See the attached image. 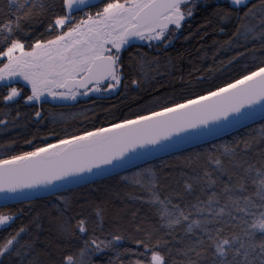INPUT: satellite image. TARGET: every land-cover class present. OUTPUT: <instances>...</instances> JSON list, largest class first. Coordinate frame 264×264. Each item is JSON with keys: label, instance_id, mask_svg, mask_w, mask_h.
<instances>
[{"label": "snow or ice", "instance_id": "snow-or-ice-1", "mask_svg": "<svg viewBox=\"0 0 264 264\" xmlns=\"http://www.w3.org/2000/svg\"><path fill=\"white\" fill-rule=\"evenodd\" d=\"M201 9L209 11L206 23L192 31ZM0 17V106L8 110L5 116L15 106L12 121L0 119L2 131L19 121L21 101L35 110L31 122L39 125L49 99L105 98L123 90L143 100L140 92L155 89L138 110L116 116L107 127L65 128L53 133L55 142L46 135L25 137L26 148L15 138L0 140V231L7 233L0 235V264H43L41 255L48 264H94L107 252L116 260L128 256L127 264H264V0H224L223 6L210 0H0ZM38 17H47L42 32L33 25ZM213 22L221 34L226 24L235 25L228 39L213 44L216 55L237 49L220 62L239 66L236 75L216 83L214 72L223 68L208 67L207 76L197 75V68L173 83L172 93L166 84L155 88L170 75L160 71L159 53L173 46L186 26L184 40L204 39L201 32L206 35ZM138 42L156 50L153 59L129 52ZM257 114L261 121L253 128ZM241 129L245 135H236ZM229 130L232 138L224 140ZM198 142L203 151L182 153V146ZM158 154L175 157L177 165ZM184 166L200 171L185 176L181 170L182 183L175 181L180 188L169 184L161 196L162 181L171 178L166 169ZM113 177L146 194H126L148 204L156 218L147 229L135 226L140 236H126L119 226L104 235L103 207L65 195L78 188L96 192L98 180ZM108 195L120 198L118 192ZM40 198L63 220L54 238L43 242L41 213L32 215ZM9 201L27 207L4 211ZM85 208H93V215L85 216ZM22 215L30 216L29 222L8 231ZM44 215L51 217V211ZM125 242L135 248L123 247ZM40 243L46 247L38 249ZM49 247L59 255L53 257Z\"/></svg>", "mask_w": 264, "mask_h": 264}, {"label": "trees", "instance_id": "trees-1", "mask_svg": "<svg viewBox=\"0 0 264 264\" xmlns=\"http://www.w3.org/2000/svg\"><path fill=\"white\" fill-rule=\"evenodd\" d=\"M211 3L218 4L223 6L224 0H210ZM58 11V8H57ZM209 15V11H205L203 9L199 10L196 16L193 18L191 22V30L195 31L200 25L206 23V17ZM2 18V17H0ZM41 22L46 25L47 17H38L33 21V25L39 28V31H44V28L41 26ZM225 31L223 34L219 31V25L213 22L207 29V34L205 35L201 32L200 35L204 36V39H200V36H194L192 39L184 40V36L189 35L188 27L186 26L184 34L177 40L173 46L169 47L166 51L159 53L160 59V71L163 73H170V75L166 74L162 78L159 79V82L155 83V88H159L162 84L169 85L167 88V92L172 93L173 89L171 85L173 83H179V78L183 76L185 79L189 78V73L193 72L194 69H200V72L197 75L203 74L207 76L206 69L208 67H213L214 69L223 68V71H215L214 77L216 83H222L225 79H229L232 76L236 75L239 70V66L237 67H224L220 62L227 61L232 56L236 55L237 49L234 47L232 49H226L219 51V54L216 55V48L214 47L213 42L219 41L223 42L228 39V36L232 31L235 30L234 23L226 24ZM249 47H253L252 44ZM258 47V45H257ZM240 51H244V49H239ZM139 51L140 53L146 55L149 60L154 58V54L156 53L155 49H149L146 45H139V48H131L129 52L136 53ZM215 55V60H213V56ZM128 53H125V61L127 63ZM171 61V66L166 67L168 61ZM153 72V70H149ZM154 88H146L144 91L140 92L139 95L143 96L144 99H134L133 97L137 96V93L129 91L128 95H123V90H121L120 95L116 94H106L105 98H96L90 97L88 99H82L76 101L72 104H51L47 102L43 108L41 109L44 121L43 123L37 125L34 122V109L30 107H26L23 105V101L20 104V112L21 117L17 124L9 125L8 131L0 130V140H8L10 138H15L18 140L20 146H24V139L32 138L35 135L37 138L40 136L46 135L48 136L51 142H55V136L53 133H62L65 128L69 131H73L80 128H91L93 124L95 126H108V123L115 119L116 116H120L122 114L129 113L130 111L138 110L139 105L146 103V101L150 100L152 95L154 94ZM180 89L177 87L175 90V94H179ZM8 111L7 109H3L0 106V119H5L8 121H12L15 117V106L11 110V114L8 116L4 115V112ZM25 113L28 115L26 116ZM95 117V118H94ZM107 117V120H105ZM259 123L251 125V127L256 128L259 127ZM3 126H0L2 129ZM246 130L241 129L237 131L236 135H245ZM232 135L227 136L224 140H230ZM39 143V139L36 141ZM219 143V141H216ZM205 145L196 146L191 149H187L182 151L184 155L189 153H195L199 151H203ZM166 162L177 165V160L175 157H164ZM251 159L255 161L256 157L253 155ZM156 165L160 164V160L153 161ZM181 170H183L185 176L195 175L200 169L196 166L191 168L184 166L183 169L180 167H173L170 169H166V171L171 172V178L169 180L162 181V188L160 189L161 196L166 195L170 189L169 184L173 189L180 188L175 181L180 180L181 183L183 181V177L180 175ZM222 179L227 180V177H223ZM93 187L97 188L96 192H92L87 188H78L73 191H68L65 195L70 196L73 200L82 201L83 198L87 197L96 203H99L104 209V235H107L108 232L115 231L114 227H110L106 219L110 216L111 210L110 205L117 204L121 209L123 208L125 212H129L132 216V213L135 212L136 216L132 219L131 223L128 224V227L125 225L117 224L120 230H122L125 235L131 234L133 236H140L142 233H135V226L139 225L141 228H149L150 226L157 223L156 218L154 216L153 210L148 204H144L139 200H129L126 198L127 193H134L138 196H145L146 194L138 189L128 188L119 183V177H113L111 179H104L98 181L97 184L93 185ZM118 192L120 194V198H117L115 195L109 196V193ZM198 193V189H197ZM116 198V199H115ZM107 200H111V204L107 206ZM188 199H193V197H188ZM47 199L40 198L35 200L34 206L32 209V215H35L37 212L41 213L42 216V229L39 232L40 241H48L54 238L56 235L57 227L59 224L63 222L61 218H58L57 213L54 209H50L47 206ZM20 207H27L26 204L21 205L19 203L8 204V208L3 209L4 211H15ZM76 211L79 210L78 204L73 205ZM113 207V206H112ZM51 211V217L48 215H44L45 212ZM85 216L93 215V208H85L83 210ZM75 215V211L69 212L68 216ZM31 219L30 216L22 215L16 222L12 225L8 231H14L16 228L21 226L22 224H27ZM75 224L73 220L71 222ZM133 226V228L131 227ZM95 225L89 224V228H94ZM97 235H100V229L96 228ZM6 232L0 231V235H6ZM80 241H76L75 244H79ZM38 249H44L46 247L45 243H40L37 245ZM123 247L125 248H135V245L132 243L125 242ZM47 251L53 254V257L58 256L59 252L55 247L47 248ZM129 257L123 256L120 260H116L114 253L107 252L101 256H98L94 259V264H109V261H113L114 264H127ZM41 260L43 264H48V257L41 255Z\"/></svg>", "mask_w": 264, "mask_h": 264}, {"label": "rangeland", "instance_id": "rangeland-1", "mask_svg": "<svg viewBox=\"0 0 264 264\" xmlns=\"http://www.w3.org/2000/svg\"><path fill=\"white\" fill-rule=\"evenodd\" d=\"M138 43H139V45H146L147 46V42H138ZM90 97H95V96L90 94L89 97H87V98L78 97L77 101L82 100V99H88ZM48 102L51 103V104H72V103H74L76 101H66V102L65 101H51L49 99ZM106 201H107V206L109 204H111V200H107L106 199ZM109 207H110L111 213H110V216H108V219H106V221L108 222L110 227H114V229H117L116 225L118 223L128 227V224L131 223V221H133L131 214L129 212L123 211L124 209L123 208L121 209V207H119L117 204H113L112 203ZM131 227L133 228L132 225H131Z\"/></svg>", "mask_w": 264, "mask_h": 264}, {"label": "water", "instance_id": "water-1", "mask_svg": "<svg viewBox=\"0 0 264 264\" xmlns=\"http://www.w3.org/2000/svg\"><path fill=\"white\" fill-rule=\"evenodd\" d=\"M261 121V117H260V115L259 114H257V116H256V123H258V122H260ZM255 123V124H256ZM237 132V131H236ZM230 135H232V130H229V133L228 134H225L224 135V137L223 138H225V137H227V136H230ZM211 139V138H210ZM200 145H202V144H200L199 142L198 143H196V144H193V145H184V146H182V151H185V150H187V149H191V148H194V147H196V146H200ZM160 157H162V158H164V157H167V155H164V154H158ZM156 160H158V159H156ZM155 161V160H154ZM106 179V178H105ZM101 180H104V179H100V180H98V181H101ZM0 201H2V197H0ZM12 203H17L16 201H9L8 202V204H12Z\"/></svg>", "mask_w": 264, "mask_h": 264}]
</instances>
